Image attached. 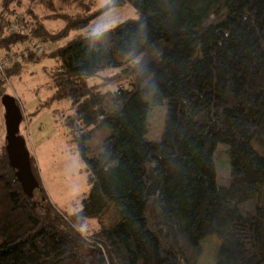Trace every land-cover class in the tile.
I'll use <instances>...</instances> for the list:
<instances>
[{"label": "trees", "instance_id": "16d2710c", "mask_svg": "<svg viewBox=\"0 0 264 264\" xmlns=\"http://www.w3.org/2000/svg\"><path fill=\"white\" fill-rule=\"evenodd\" d=\"M127 6L136 18L71 37ZM93 9L92 0H0V61L13 58L0 68V97L26 64L54 62L44 67L53 93L41 106L70 103L58 121L89 187L80 209L63 214L30 152L46 199L35 204L37 191L24 192L3 146L0 264H197L210 235L220 241L217 264H264V0H111ZM15 16L23 27L11 32ZM149 96L168 106L157 140L145 137ZM219 145L228 147V186L217 183ZM252 200L255 211L243 212ZM89 220L99 226L83 233Z\"/></svg>", "mask_w": 264, "mask_h": 264}, {"label": "rangeland", "instance_id": "374dc122", "mask_svg": "<svg viewBox=\"0 0 264 264\" xmlns=\"http://www.w3.org/2000/svg\"><path fill=\"white\" fill-rule=\"evenodd\" d=\"M110 1L92 0L93 10L96 11L102 8ZM64 7L65 11L69 13H75L76 11L73 5L64 4ZM40 13L42 15L46 14L45 11ZM136 17V11L131 6L114 8L100 15L85 29L73 33L71 37L99 33L116 26L120 22ZM64 25L62 21H55L51 24V27L58 29L63 28ZM53 65L54 62L47 58L42 61H31L24 66V71L20 76L11 78L7 85V92L8 95L16 98L22 109L24 120L20 126V135L26 140L28 149L35 157L40 180L49 200L63 214L70 215L80 209L81 199L88 192L89 187L87 172L77 145L66 137L65 129L58 121L62 113L67 114L69 112L70 103L68 101H56L50 106H41L53 93L51 89L46 87L50 78L44 72V67ZM113 73H115L113 70L105 71L91 83H98L103 76L112 75ZM146 100L150 103V109L147 115L145 137L148 140H157L164 131L168 106L166 103L154 101L152 96L147 97ZM101 138V134L98 133L97 139H99V142ZM5 139V108L0 97V149L6 146ZM95 141L96 139L93 141L94 144ZM227 150L228 147L225 145H219L215 150L217 183L220 186L230 185L231 161L226 152ZM39 194H41L40 190H37L35 199ZM256 206L257 200H252L243 203L240 208L243 212H247L255 211ZM98 226L99 222L97 220H89L88 225L81 230L83 233H87V231ZM1 241L0 238V243ZM219 247L220 241L215 235L207 236L201 240L197 264H217Z\"/></svg>", "mask_w": 264, "mask_h": 264}, {"label": "water", "instance_id": "95a60500", "mask_svg": "<svg viewBox=\"0 0 264 264\" xmlns=\"http://www.w3.org/2000/svg\"><path fill=\"white\" fill-rule=\"evenodd\" d=\"M2 103L5 108V145L10 166L24 192L32 194L39 190L40 184L32 171L30 151L27 148L26 140L20 135L23 112L17 100L10 95L2 97ZM33 203L45 205L46 199L43 194H39L36 199L34 198Z\"/></svg>", "mask_w": 264, "mask_h": 264}, {"label": "built area", "instance_id": "2783aa9c", "mask_svg": "<svg viewBox=\"0 0 264 264\" xmlns=\"http://www.w3.org/2000/svg\"><path fill=\"white\" fill-rule=\"evenodd\" d=\"M22 27H23V24L21 22L20 16H15L9 25V29L11 32L19 31L22 29ZM43 51H44V47L42 45L37 46V48L35 49V52L37 54H40ZM12 62H13L12 57H8L7 59H3L2 61H0V68L9 67L12 64Z\"/></svg>", "mask_w": 264, "mask_h": 264}]
</instances>
